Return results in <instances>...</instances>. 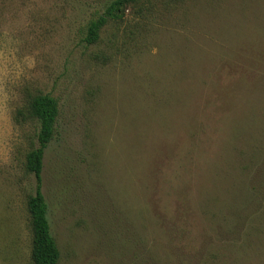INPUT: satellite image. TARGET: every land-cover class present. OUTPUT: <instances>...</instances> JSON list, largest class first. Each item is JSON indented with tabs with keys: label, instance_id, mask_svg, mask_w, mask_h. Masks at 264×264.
Returning <instances> with one entry per match:
<instances>
[{
	"label": "rangeland",
	"instance_id": "rangeland-1",
	"mask_svg": "<svg viewBox=\"0 0 264 264\" xmlns=\"http://www.w3.org/2000/svg\"><path fill=\"white\" fill-rule=\"evenodd\" d=\"M0 0V264H34L26 91L60 100L58 264H264V0Z\"/></svg>",
	"mask_w": 264,
	"mask_h": 264
},
{
	"label": "trees",
	"instance_id": "trees-1",
	"mask_svg": "<svg viewBox=\"0 0 264 264\" xmlns=\"http://www.w3.org/2000/svg\"><path fill=\"white\" fill-rule=\"evenodd\" d=\"M140 1L113 0L99 16L89 21L84 41L88 46L97 44L105 27L112 21L122 20L128 7ZM60 115L58 97L50 93L29 90L24 95L23 104L13 113L16 124L21 127L26 124L33 126L24 167L27 173L34 174L37 183L35 193L28 195L27 198L32 232L31 257L34 264H58L61 260V251L49 221V205L42 190L45 154L59 133Z\"/></svg>",
	"mask_w": 264,
	"mask_h": 264
}]
</instances>
